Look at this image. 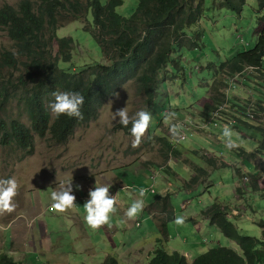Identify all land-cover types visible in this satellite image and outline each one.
Instances as JSON below:
<instances>
[{
    "label": "rangeland",
    "instance_id": "obj_1",
    "mask_svg": "<svg viewBox=\"0 0 264 264\" xmlns=\"http://www.w3.org/2000/svg\"><path fill=\"white\" fill-rule=\"evenodd\" d=\"M20 1L0 0V6L5 3L18 6ZM138 5L139 0H124L117 10L129 17ZM203 8L199 25L185 30L191 37L196 32L201 33L199 47L187 46L173 53L172 61L159 73L154 102L150 103L147 94L135 81H130L119 91V99H111L112 105L107 101L96 121L78 128L66 144L57 145L50 136L44 139L35 136V150L29 156L15 145L0 146V179L14 177L19 185L14 198L16 210L0 216L2 252L23 264H104L110 256L122 264H149L151 249L162 246L156 242L158 236L162 237V221L150 211L154 206L152 200L167 195L175 218L184 217V223H175V218L168 220L169 237L164 246L168 250L176 248L189 252V261L217 245L241 251L235 240L210 225L203 215V210L216 201L240 212L236 216L230 211L228 216L241 234L261 236L259 222L264 220V190L248 188L243 195L238 194V178L234 172V167L238 166L243 173H250L256 165L255 173H260L261 157L246 163L234 148L229 150L223 142V127L192 132L177 146L180 151L177 154L167 152L163 140L172 141L163 123L164 114L174 111L177 119L202 118L200 113L209 97L216 69L236 53L252 49L256 44L257 0H246L240 15L228 8L213 7V0H204ZM66 23L61 21L63 26L58 29V36H73L75 44L72 60L60 62V69L73 73L94 64L109 63L93 31L86 29L87 25H94L92 9L84 18ZM6 49L17 53L8 32L0 28V53ZM58 50L56 45L55 53ZM262 67L264 69V59ZM23 73L22 70L15 72L17 82ZM257 75L255 70L249 69L240 76L231 92L237 85L244 91L249 88L260 103L263 95ZM14 98L3 118H18L29 126L22 93ZM251 99L244 100L250 102ZM124 107H128L130 116L139 110L152 114L148 133L137 148L132 147L130 130L116 128L119 117L112 119L113 113ZM219 118L224 121L228 117L220 114ZM230 128L238 134L233 137L240 145L238 149L252 151L264 138L262 131L241 123ZM193 148L214 152L229 165L211 169L205 182L188 189L185 182L193 173L191 165L206 166ZM57 174L61 180L73 179V194L77 198L74 211L58 214L51 208V192L57 187ZM96 178L101 185L110 188L111 195L118 193L117 213L111 217V229L105 226L93 231L84 221L83 205L89 199V189L95 187ZM154 182L156 192L146 193L143 212L136 220L127 221L124 213L137 198L138 190ZM77 184L82 190L75 189ZM156 204L164 207V202Z\"/></svg>",
    "mask_w": 264,
    "mask_h": 264
},
{
    "label": "trees",
    "instance_id": "obj_2",
    "mask_svg": "<svg viewBox=\"0 0 264 264\" xmlns=\"http://www.w3.org/2000/svg\"><path fill=\"white\" fill-rule=\"evenodd\" d=\"M123 4L124 0H21L18 6L10 3L0 6V28L8 32L17 49V53L7 49L0 53V146L15 145L25 156H29L35 150V136L41 139L50 136L55 144L64 145L78 128L96 121L105 103L130 81H135L147 94L150 103L155 101L159 73L172 61L173 53L183 47L196 48L200 45L201 33L196 32L191 37L185 30L199 25L205 9L204 0H139L137 10L129 17L117 10ZM245 4L246 0H213V7L228 8L239 15ZM90 9L94 14V25H87L86 29L93 31L109 63L94 64L73 73L60 69V62L69 63L72 60L75 44L73 36H58V29L63 26L61 21L69 23L84 18ZM256 14L255 46L236 53L216 69L208 90L209 97L200 113L202 118L225 103L227 109L221 114L228 118L235 116V112L245 115L249 103L230 99L228 104L225 89L229 84L228 78L236 74L244 76L249 69L258 73L263 95L258 108L264 110V0H257ZM56 45L59 49L57 53ZM20 70L24 73L17 82L15 72ZM56 90L77 91L85 97L81 108L82 119L51 116L47 105L53 101L52 92ZM21 93L29 126L18 118H3L14 97ZM238 122L233 126L241 123L264 133L263 123L244 117H239ZM116 128L129 131L131 124L124 128L118 123ZM163 140L167 152L179 153L170 139ZM234 150L246 163H253L258 157L263 159L258 174L255 173L258 169L256 165L250 173H243L241 167H234L238 194L243 195L248 188L264 190V138L252 151L238 147ZM202 151L193 152L204 159L206 166L191 165L193 174L185 182L188 189L205 182L211 169L229 165L221 157ZM245 175L249 180L244 185ZM160 198L152 200V205L164 202L163 211L167 215L162 221L160 241L165 242L169 237L168 220L175 218V210L169 195ZM229 212V206L216 201L203 210V215L210 225L235 240L240 252L232 247L217 245L189 261L180 251L170 252L161 246L152 253L149 264H264V220L259 222L262 229L260 237L243 235L228 216ZM0 264L23 263L0 249ZM104 264L122 263L110 256Z\"/></svg>",
    "mask_w": 264,
    "mask_h": 264
},
{
    "label": "clouds",
    "instance_id": "obj_3",
    "mask_svg": "<svg viewBox=\"0 0 264 264\" xmlns=\"http://www.w3.org/2000/svg\"><path fill=\"white\" fill-rule=\"evenodd\" d=\"M113 95L116 99H119V93ZM52 97L53 101L47 105L52 117L59 118L66 115L69 118H83L81 108L85 103V97L80 92L56 90L52 92ZM112 103L113 101L110 100L109 105H112ZM117 117H119L118 123L124 128H128L131 124L132 147H139L148 133L152 114L145 110H139L133 116H130L128 107H124L113 113L112 119L116 120ZM176 119L177 116L174 111H169L163 116V123L168 127L173 142L182 139V125L174 122ZM222 136L223 142L229 150L240 146L237 139L233 138L234 136L238 137V134L229 126L225 125ZM18 188V182L14 177L0 179V216L11 214L16 210L14 198L18 195ZM75 189L82 190V186L77 184ZM73 191V179L61 180L57 174V187L51 192L52 210L58 214H64L70 210L74 211L77 207V198ZM145 195L146 190L140 188L137 192V198L133 200L124 213L127 221L136 220L143 212ZM88 196L89 199L83 205L85 210L84 221L87 227L93 231L105 226L111 229L113 227L111 217L117 213L118 193L111 195L110 188L107 185H101L96 178L95 187L89 189ZM175 223L183 224L184 217L177 216Z\"/></svg>",
    "mask_w": 264,
    "mask_h": 264
},
{
    "label": "built area",
    "instance_id": "obj_4",
    "mask_svg": "<svg viewBox=\"0 0 264 264\" xmlns=\"http://www.w3.org/2000/svg\"><path fill=\"white\" fill-rule=\"evenodd\" d=\"M240 74H236L235 76L231 77L229 79V84L225 89V94H226V102H228L231 99V92L232 87H235L237 84V81L240 79ZM243 76V75H242ZM249 105L245 111V115H243L241 112H235V116H231L227 118L226 120L222 121L220 117V112L227 109V103L224 105L220 106L218 109L212 111L209 113L208 117H203L200 119H190V118H185V119H176V123H179L182 125V139L176 141V144L174 147L176 148L182 141L186 140L192 132L195 131H208V129H217V128H224L225 125L227 126H233L238 122V118L241 117L250 121H255L257 123H263L264 124V110L259 109V104L257 100L252 98L250 102H248ZM157 176V175H156ZM249 177L247 175L244 176V185L248 182ZM146 190V193L151 190L153 193L156 192V184L155 182L152 183L150 186L144 187ZM188 256V255H186Z\"/></svg>",
    "mask_w": 264,
    "mask_h": 264
},
{
    "label": "crops",
    "instance_id": "obj_5",
    "mask_svg": "<svg viewBox=\"0 0 264 264\" xmlns=\"http://www.w3.org/2000/svg\"><path fill=\"white\" fill-rule=\"evenodd\" d=\"M248 71V70H247ZM246 71V72H247ZM248 90H245L244 91V89L242 88V86L241 85H237V87L235 88V90H234V92H233V94H232V97H231V100H233V101H242V100H244V99H247V98H249V97H251V98H254L255 99V95L252 93V91H250V89L249 88H247ZM248 92V93H247ZM234 95V96H233ZM235 97H237L238 99H235ZM256 100V99H255ZM213 130H216V129H214L213 128ZM198 150H200V149H197V148H193V151H198ZM201 150H203L204 152H206L208 155H210V156H216L215 154H214V152H208L207 150H205V149H201ZM200 150V151H201ZM178 151H179V147H178ZM180 152V151H179ZM161 168H163V167H161ZM167 168V165H166V167H165V169ZM155 168H153L152 169V171L154 172L155 170H154ZM149 172V171H148ZM193 174V173H192ZM191 174V175H192ZM153 210L152 209H150V211H152V213H155V215L156 216H158V218H159V220L160 221H163V219H164V216H165V213L166 212H164L163 210V208H162V206H161V208H160V206L158 205V204H156V205H154L153 207ZM230 211H231V215H236V216H238V215H240V212L237 210V209H232V208H230ZM166 215H167V213H166ZM208 222H209V220H208V218L206 219ZM156 242L157 243H159V244H161L163 247H165L164 246V242H161L160 241V236H158V238L156 239ZM166 248V247H165ZM167 249V248H166ZM145 250V249H144ZM155 250H157V249H155V248H152L151 249V255H152V253L155 251ZM168 250V249H167ZM176 250H178V249H176V248H174L173 250H169L170 252H174V251H176ZM178 251H180L181 253H183V254H185V255H189V252H185V251H183V250H178ZM198 255V254H197ZM195 257V256H194ZM193 257V258H194ZM192 258V259H193ZM191 259V260H192ZM190 260V261H191Z\"/></svg>",
    "mask_w": 264,
    "mask_h": 264
},
{
    "label": "bare ground",
    "instance_id": "obj_6",
    "mask_svg": "<svg viewBox=\"0 0 264 264\" xmlns=\"http://www.w3.org/2000/svg\"><path fill=\"white\" fill-rule=\"evenodd\" d=\"M232 89H233V87H232Z\"/></svg>",
    "mask_w": 264,
    "mask_h": 264
}]
</instances>
